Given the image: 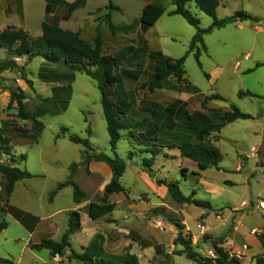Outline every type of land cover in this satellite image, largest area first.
<instances>
[{"label":"rangeland","instance_id":"obj_1","mask_svg":"<svg viewBox=\"0 0 264 264\" xmlns=\"http://www.w3.org/2000/svg\"><path fill=\"white\" fill-rule=\"evenodd\" d=\"M65 1L72 4L79 0ZM151 1L86 0L85 6L75 10L69 20H60L59 23L63 30L79 33L82 40L89 44L94 45L100 36L103 54L121 57V67L115 69L116 74H122L123 69L132 75L137 74L136 80L125 78L120 89L127 102L131 103L128 120L133 119L134 123L151 122V128L156 120L144 109L155 103L159 106L157 120L164 126L167 121L164 110L176 100L187 101V109L193 112L202 110V102L216 95L223 100H209L208 111L225 112L236 107L253 119L229 124L220 133L209 137L210 143L221 154V162L218 168L199 176L192 174V162L181 157L178 149H160L161 153L153 166L155 178L152 179L178 181L185 196H193L203 204H178L168 195L158 208L141 218L142 222L134 223V230L138 234L152 231V239L142 236L143 239L152 244L159 242L163 250H171L173 254L183 249L175 245L182 233L185 239L191 241L193 248L208 259L216 258L213 241L221 238L231 258H237L241 264H257L255 259L245 256L249 246L243 245V238L249 233L257 238L264 235V229H258L264 226V66L257 68V64H264V0H221L217 11L219 20L245 12L263 18L262 23L257 25L247 21L242 26L235 23L206 34L203 38L207 51L201 44L198 45L201 67L195 53L189 54L185 63L186 74L182 79L170 77L164 89L153 94L147 86L153 77L155 64L145 50L179 59L188 52L197 29L181 16H169L168 13L175 7L171 0H161L166 14L154 28L143 32L140 24L142 10ZM110 3L119 10L110 9ZM66 9L65 5L58 7L56 16L62 17ZM187 9L200 21L202 29L212 26L213 19L201 12L194 2L188 4ZM108 15L114 28L110 26ZM45 19V0H0V33L8 27L22 28L33 41H39ZM0 62L14 65V68L0 74V128L9 121L12 127L30 130L33 137L29 139L16 138L13 130L5 132V136L9 138L14 154L27 157L26 162L18 160L14 165L37 176L29 184L19 186L12 202L46 215L53 211L48 203L50 190L56 183L69 178L73 163L78 165L86 159L91 161L103 156H115L110 146L102 95L95 80L77 71L69 90L60 91L56 97L53 89L61 85L43 82L40 74L49 70L67 71L63 62L50 64L43 58L29 61L27 57L14 56L2 48ZM11 89L27 97L25 104L31 115L29 120L19 118L17 104L10 108ZM241 91L251 92L255 96L240 98ZM45 101L56 102L58 112L35 117L36 109ZM36 121L44 126L40 134L32 129ZM175 122L177 134L164 129L159 131L158 136L179 142V133L184 131L181 114L175 118ZM146 131L144 128L121 132L122 138L116 151V155L130 167L121 179L122 185L129 190L130 197L138 199L141 196L143 201H147L149 196L152 198V193L147 187L148 181L142 183L136 179L133 171L142 169L146 172L144 162L152 157L149 152L152 147L145 146V140L142 143L136 141L134 136ZM69 136L88 139L92 149L86 150L74 144ZM3 161L9 162L8 157L4 156ZM92 184V181H88L89 187ZM1 186L0 175V200L5 202L7 199ZM62 193L56 200V208L72 207L73 188H65ZM111 219H107V222ZM5 220L11 221L8 217ZM200 225L208 229L205 234L200 232ZM9 233L20 238L23 236L22 230L15 224ZM251 246L256 251L254 245ZM5 248L18 253L16 248ZM126 250L122 251L121 256ZM40 255L50 262L46 253ZM183 256L175 257V264H198ZM172 260L170 255L161 257L158 262L172 264ZM141 264L158 263H150L142 257Z\"/></svg>","mask_w":264,"mask_h":264},{"label":"trees","instance_id":"obj_2","mask_svg":"<svg viewBox=\"0 0 264 264\" xmlns=\"http://www.w3.org/2000/svg\"><path fill=\"white\" fill-rule=\"evenodd\" d=\"M46 1V19L42 24V36L39 41H33L30 35L22 28L8 27L0 33V48L6 49L12 55L17 57H27L29 61L36 58H43L50 64H57L63 62L68 69L61 72L59 70L43 71L40 74V79L45 83H55L61 85L53 89L56 97L60 91H67L74 81V72H84L88 77L95 80L102 95V106L107 122V130L110 136V146L115 156H103L96 158L97 161L106 162L112 169V181L105 187L103 197L98 198V201H93L88 206V215L92 220L101 219L116 209V204L109 202V196L116 193H126L125 187L121 183V179L127 170V163L116 155L118 143L121 140V132H133L136 129H147L146 132L135 135L136 141L145 146H151L149 149L152 157L145 159L144 166L146 172L151 178H155V171L153 166L155 159L160 155L162 148L178 149L183 158L193 161L197 167L198 172L192 173L199 176L213 168H218L221 162L220 152L210 143L209 137L214 133H220L222 129L232 123L240 120H250L253 117L250 114L243 113L236 107L231 111L222 112L221 110H209V100H223L222 97L216 95L212 98H206L202 102V110H195L193 112L187 109V103L181 100H176L164 110L166 116V124L160 125L157 120V109L159 106L155 103L150 107L145 108L144 112L148 113L150 117L156 120V123L151 125V122H137L128 120V113L130 111L131 103L127 102L126 96L120 91L123 87V80L126 78H133L136 80V73L128 72L126 69L122 70V74H116L115 69L121 67V57H110L103 54L102 42L100 36L97 37L94 45L86 43L82 40L77 32L63 30L59 23L60 20H69L72 14L78 8L84 7L86 0H79L75 3L68 4L65 0H45ZM161 0H154L153 3L147 4L143 10L140 18V24L143 32H147L154 27L160 19L166 14V9L160 3ZM194 2L197 8L213 19V24L208 29L200 27V21L194 17L187 9L188 4ZM171 4L175 7L174 10L168 13L169 16H181L190 25L197 29L196 35L193 37L188 52L179 59H172L165 57L161 52L147 51L151 62L155 64L154 74L148 84L150 93H155L158 90L164 89L166 80L170 77L182 79L186 74L185 63L188 55L195 53V57L201 67L199 61L200 50L198 45L201 44L203 49L207 51L204 44V36L216 29H221L230 24L243 23L247 21L259 23L260 18L253 17L245 12H237L233 16L219 20L217 16L218 8L221 5V0H171ZM65 5L67 7L65 14L62 17H57L55 11L58 7ZM110 9L119 10L110 3ZM111 16L108 15V20L111 28H114L110 22ZM264 66V64H257V68ZM95 69H92V68ZM14 68V65L0 62V74L8 69ZM133 77H132V76ZM206 77H209L206 75ZM189 87V86H188ZM191 88V87H189ZM251 92H239V97H254ZM27 97L23 93H18L11 89L10 108L17 104L18 116L22 120H29L31 115L27 112L25 101ZM64 104V109H66ZM58 104L54 101L49 103L44 102V105L39 106L35 111V117L41 118L50 112H58ZM181 114V124L184 129L180 132L181 137L179 142L174 140H165L158 135L161 130H168L178 133L177 122L175 118ZM37 134L44 130V126L40 122H35L32 128ZM13 130L16 138L29 139L30 130L20 127H12L9 121H6L0 128V174L2 176L4 186L3 191L6 199H9L14 193L16 184L23 180L35 178V175L26 169H21L14 165L18 160L26 162L25 155L16 156L13 153L9 138L5 136V132ZM64 130V129H63ZM90 133V130L88 131ZM71 142L76 145L83 146L86 150L92 149V145L88 139H82L77 136H69ZM4 156L8 157L9 162H4ZM90 159L84 161L87 165ZM78 165L73 163L70 166V177L63 183L58 184L56 189L52 192L50 201L53 200L57 194L68 187L73 188V198L76 204L80 203L86 194L74 181V176ZM89 171V170H88ZM158 185H165L168 188L170 197L178 204H195L202 206L203 203L197 201L193 196H185L180 189V182L166 181L157 179ZM7 228V223H0V235ZM81 230V215L79 212H72L70 215L69 229L63 236L62 241L56 242L53 240H45L38 245H33L31 248L34 251L50 250L52 257L64 256L67 248L70 246L71 237ZM175 245L183 247L182 250L175 253V255H185L189 260L198 264H241V261L235 257H230L229 253L223 247V239L219 238L213 241V247L216 258H204L194 248L190 240L185 239L182 233L175 241ZM102 254V237L96 236L84 249V253L77 254L73 252L68 259L76 260L85 264H139L137 256L132 255L129 250H126L123 256H117L112 259H104ZM257 264H264V257L256 258Z\"/></svg>","mask_w":264,"mask_h":264},{"label":"crops","instance_id":"obj_3","mask_svg":"<svg viewBox=\"0 0 264 264\" xmlns=\"http://www.w3.org/2000/svg\"><path fill=\"white\" fill-rule=\"evenodd\" d=\"M153 2L154 0L150 3ZM253 17L261 19V22L256 23L257 25L262 23L263 18L259 16ZM240 24L241 26L243 25L242 23ZM183 102L187 103V101ZM191 162L193 164L192 173L196 170L198 172L197 165L193 161ZM127 170H130L129 165H127ZM133 173L136 179L140 180L142 183L148 181V186H146L150 189L152 198L149 196L147 201H143L141 196L138 199H134V197L128 195L129 190L125 188L126 193H116L109 196V202L116 204V209L113 213L98 220H92L90 218L88 215V206L91 202L98 201V198L103 197L105 187L112 181L113 172L106 162L91 159L87 165L82 164V162L78 164L74 181L86 194V197L78 204L74 202L73 198L74 205L72 207L67 209L56 208V200L63 194L62 192L64 189L50 201L52 192L56 189L58 184L65 181L56 183L53 189L50 190V197L48 200L49 206L53 208V211L46 215H42L31 209L23 208L12 202V198L19 186L21 184H29V182L34 180L37 176L35 175L33 179L18 182L12 196L5 202L0 200V223H7V228L0 235V264H65L67 261L69 264H84L76 260H69L68 257L73 252L77 254L84 253V249L87 248L90 242L98 235L102 237L101 257L104 259H112L119 255L121 256L122 251L127 249L132 255L138 257L139 264H141L142 257L143 259H148L150 263L157 262L161 264L158 260L161 257H170V255L173 259L172 264H175V257L179 255L173 254L171 250H163V246L159 242L152 244L143 239L142 236H149L152 239V231H145V233L139 232L138 234L137 231L134 230V223L136 221L142 222L143 220H141V218H145L146 214L154 208H158L160 204L164 202L169 195L168 188L165 185H158L156 180L152 179L150 175L142 169H134ZM44 177L46 178L45 175ZM161 180L169 181L165 178ZM88 181L93 182V186L91 185L92 187H89ZM200 183L203 182L201 181ZM3 186L4 182L2 179V192H4ZM116 198L117 200H115ZM74 211L79 212L81 215V230L71 237L70 246L67 248L64 256L52 257L50 250H32L31 247L33 245H38L45 240L62 241L64 234L69 229L70 215ZM6 217L10 218L11 221L7 222L5 220ZM109 218L112 219L107 222ZM13 224L22 230V238L12 234L10 235L9 231ZM258 229H264V226L258 227ZM251 243L256 248V251L252 250ZM243 245L249 246L245 252L246 257L248 256L252 260H256L257 257H264V235L257 238L249 233L246 238H243ZM5 247H9L10 249L16 248L18 253L16 254L12 251H8ZM43 253H46V255L50 257V262L41 257L40 254Z\"/></svg>","mask_w":264,"mask_h":264},{"label":"built area","instance_id":"obj_4","mask_svg":"<svg viewBox=\"0 0 264 264\" xmlns=\"http://www.w3.org/2000/svg\"><path fill=\"white\" fill-rule=\"evenodd\" d=\"M199 230L202 234H205L208 231V229L204 225H200Z\"/></svg>","mask_w":264,"mask_h":264},{"label":"water","instance_id":"obj_5","mask_svg":"<svg viewBox=\"0 0 264 264\" xmlns=\"http://www.w3.org/2000/svg\"><path fill=\"white\" fill-rule=\"evenodd\" d=\"M90 264H93V262H90Z\"/></svg>","mask_w":264,"mask_h":264}]
</instances>
